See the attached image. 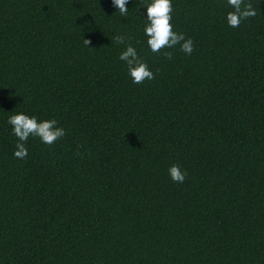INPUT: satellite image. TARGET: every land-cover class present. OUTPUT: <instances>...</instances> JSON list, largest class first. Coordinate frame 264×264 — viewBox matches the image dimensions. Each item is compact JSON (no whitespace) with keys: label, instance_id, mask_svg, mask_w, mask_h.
I'll list each match as a JSON object with an SVG mask.
<instances>
[{"label":"trees","instance_id":"trees-1","mask_svg":"<svg viewBox=\"0 0 264 264\" xmlns=\"http://www.w3.org/2000/svg\"><path fill=\"white\" fill-rule=\"evenodd\" d=\"M149 2L0 0V264H264V0L238 28L226 0H172L195 51L171 60ZM117 34L154 80L132 82ZM20 112L67 134L15 159Z\"/></svg>","mask_w":264,"mask_h":264},{"label":"clouds","instance_id":"clouds-1","mask_svg":"<svg viewBox=\"0 0 264 264\" xmlns=\"http://www.w3.org/2000/svg\"><path fill=\"white\" fill-rule=\"evenodd\" d=\"M129 0H112V4L121 16H126ZM226 6L232 10L226 14V23L231 28H238L243 21L255 18L257 9L251 0H226ZM144 8L146 19H144V35L146 44L154 54L163 53L166 59L171 60L173 53L163 51L179 46V50L190 56L194 51V41L186 38L185 34L174 31L172 14L174 12L172 0H150ZM85 46L89 47L90 40L83 39ZM117 45H123L124 50L119 55V60L124 62L128 75L134 84H143L146 80H154L155 74L149 69L148 64L140 57L137 49L132 45L126 35L117 34L113 36ZM7 123L11 127L12 134L17 138L13 156L15 159L24 160L28 157L26 147L30 137H35L46 146H52L58 140L66 136V130L58 126L55 119L38 120L35 115H27L23 112L9 116ZM168 174L172 182L184 183L187 172L181 170L179 164H172L168 168Z\"/></svg>","mask_w":264,"mask_h":264}]
</instances>
